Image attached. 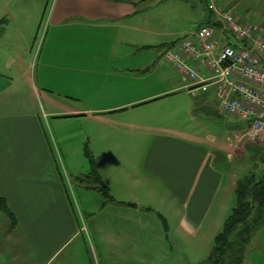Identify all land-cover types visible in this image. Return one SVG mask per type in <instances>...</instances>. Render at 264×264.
<instances>
[{
	"label": "crops",
	"instance_id": "1",
	"mask_svg": "<svg viewBox=\"0 0 264 264\" xmlns=\"http://www.w3.org/2000/svg\"><path fill=\"white\" fill-rule=\"evenodd\" d=\"M164 1L0 0V198L13 215L0 207V264L209 256L234 208L231 151L247 123L221 112L216 85L193 95L159 62L183 39L158 53L166 33L151 9ZM204 22L233 40L213 14ZM204 117L225 131L205 132Z\"/></svg>",
	"mask_w": 264,
	"mask_h": 264
},
{
	"label": "built area",
	"instance_id": "2",
	"mask_svg": "<svg viewBox=\"0 0 264 264\" xmlns=\"http://www.w3.org/2000/svg\"><path fill=\"white\" fill-rule=\"evenodd\" d=\"M208 8L233 40L222 42L211 25L203 24L194 37L183 38L163 57L188 80L191 94L216 85L221 112L247 123L240 135L249 141L263 140L264 27L260 22L241 21L233 9L217 0H208ZM201 67L209 71L208 77Z\"/></svg>",
	"mask_w": 264,
	"mask_h": 264
},
{
	"label": "rangeland",
	"instance_id": "3",
	"mask_svg": "<svg viewBox=\"0 0 264 264\" xmlns=\"http://www.w3.org/2000/svg\"><path fill=\"white\" fill-rule=\"evenodd\" d=\"M217 2L233 9L242 21L260 22L262 27H264V0H217ZM151 10L154 11L157 18L161 19V27L164 28V30H161V33H166V36L161 38L162 40H155L159 54L165 52L178 39L185 38L186 32L205 24L204 19L211 15L208 8V0H165L160 6H156ZM42 27L36 45L38 51L42 48L45 40V35L42 36L44 29L46 31L45 24ZM160 41H163L164 45L159 44L161 43ZM145 58H147V54L141 57V62ZM159 60L164 66L171 69V76H178L172 64H169L163 58ZM184 92L186 91H181V93ZM188 99L193 102L195 100L191 95H188ZM172 122L174 120L167 119V125ZM202 122H204L205 132L210 131L215 133L217 126H220L222 132L226 129V124L222 121L214 120L212 122L204 117ZM176 123H179L178 118L176 119ZM191 128H194V126L189 122L187 129L190 130ZM234 138L233 144H237V149L231 151L233 154L232 159L235 161L232 162L234 164L232 168L236 169L239 177L252 174L256 178H260L264 174V139L249 141L245 137H242L240 133H236ZM232 201L234 207L236 205V196L232 198ZM256 236L259 237L258 240L256 239L257 241H255ZM245 262L247 264H264V227L256 233L255 237L246 246L243 264ZM177 264L185 263L178 262Z\"/></svg>",
	"mask_w": 264,
	"mask_h": 264
},
{
	"label": "trees",
	"instance_id": "4",
	"mask_svg": "<svg viewBox=\"0 0 264 264\" xmlns=\"http://www.w3.org/2000/svg\"><path fill=\"white\" fill-rule=\"evenodd\" d=\"M91 165L95 166V158L86 149ZM95 171V169H94ZM93 179L99 188L110 198L109 184L96 173ZM91 179V176H88ZM236 205L217 233L209 256L198 264H243L246 246L256 233L264 226V174L260 178L254 175L240 177L235 186ZM0 207L9 216H13L9 208L2 204Z\"/></svg>",
	"mask_w": 264,
	"mask_h": 264
}]
</instances>
